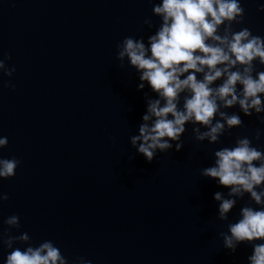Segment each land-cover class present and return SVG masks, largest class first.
<instances>
[{"label":"water","instance_id":"1","mask_svg":"<svg viewBox=\"0 0 264 264\" xmlns=\"http://www.w3.org/2000/svg\"><path fill=\"white\" fill-rule=\"evenodd\" d=\"M158 0H0V59L7 52L11 77L0 72V158L15 156V175L0 179V236L27 232L37 246L52 240L72 261L92 264H247L251 246L225 249L245 194L217 216L213 193L227 189L201 175L213 152L247 136L264 150V123L240 113L242 125L215 143L198 141L191 124L179 151L158 152L151 162L130 144L145 111L135 69L116 58L125 36L146 37L160 23ZM234 30L264 37V0H241ZM150 18L153 27L144 24ZM264 70V65H255ZM11 81L15 88L5 87ZM237 111V107L227 109ZM264 115V113L260 114ZM260 138L253 139L256 129ZM19 217V227L4 223ZM6 249L0 239V264Z\"/></svg>","mask_w":264,"mask_h":264},{"label":"clouds","instance_id":"2","mask_svg":"<svg viewBox=\"0 0 264 264\" xmlns=\"http://www.w3.org/2000/svg\"><path fill=\"white\" fill-rule=\"evenodd\" d=\"M153 15L160 23L146 37L125 36L116 45V58L121 65L135 69L137 90L146 86L154 95L144 93L145 111L130 144L151 162L158 152L179 151L186 124L193 125L196 140L215 143L228 130L241 126L240 113L255 114L264 123V37L247 27L234 30L244 16L241 0H158L152 4ZM264 11V3L257 4ZM144 24L153 27L151 19ZM7 52L0 59V72L11 77L14 66H7ZM5 87L15 88L11 81ZM237 107V111L227 109ZM262 130L256 129L253 139ZM8 142L0 136V147ZM212 164L201 168V175L227 189L213 193L217 216L228 220V213L245 194L256 207L244 204L227 231L219 233L225 249L234 252L247 243L251 252L247 264H264V150L254 146L247 136L237 137L230 146L213 152ZM20 161L15 157L0 158V179L15 175ZM8 198L0 194V200ZM10 227H19L15 214L5 218ZM2 243L6 249L3 264H92L76 257L69 261L52 240L37 246L13 247L14 242H28L27 232L17 236L5 229Z\"/></svg>","mask_w":264,"mask_h":264}]
</instances>
